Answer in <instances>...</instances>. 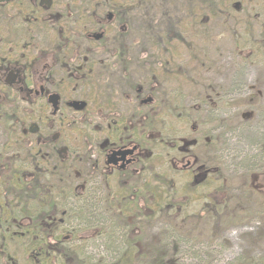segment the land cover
<instances>
[{"label":"rangeland","instance_id":"374dc122","mask_svg":"<svg viewBox=\"0 0 264 264\" xmlns=\"http://www.w3.org/2000/svg\"><path fill=\"white\" fill-rule=\"evenodd\" d=\"M125 4L129 10L130 68L124 85L146 87V96L149 92L154 103L144 109V118L137 119L130 110L127 112L125 103L120 104L123 109L118 114L129 115L126 126L130 129H137V125L149 129L146 139L150 145L145 147V159L151 161L146 169L160 167L161 174L177 188L176 203L188 202L187 211H182L175 223L160 217L147 223L145 216L150 214L145 210L144 200H140L138 209H134L126 222L117 227L114 224V238L106 223L108 219L95 218V214L90 220L83 219L92 211L88 205L83 206L84 198L87 193H93L81 192V187L94 183L89 179L93 176V166L79 163L86 157L93 162L102 160V145L107 142L109 147L115 143L106 135L105 114H101V119L97 118L98 105L94 107V104L99 99L91 84L83 86L80 95L75 97L89 101L82 115L92 123L93 130L89 126L86 130L82 125L66 122L65 127L51 132V135L61 133L64 144L57 146V150L68 149L64 162L58 163L57 158L50 162L44 160L40 147L28 142L31 138L25 142L34 153V160L24 164L25 180L32 182L36 172L34 164L40 165L37 167L47 175L53 173V177L39 179V185L55 188L53 197L59 205L49 219L57 224L54 236L71 237L66 240L67 247L75 250L81 247L78 252L86 253L94 264H113L125 238L145 240L143 243L150 248L162 243L161 248L168 259L171 256L176 264H261L264 261V195L255 191L260 183H252L248 171L254 168H248L250 164L245 156L258 150L255 142L264 139V0H127ZM124 85L120 86L118 94ZM189 96L187 105L180 102H185L184 97ZM170 106H175L177 111H170ZM35 110L37 119V108ZM255 114L262 115L257 121H262L259 128L256 126L260 129L257 133L245 128L258 120ZM207 120L212 122L207 124ZM192 128L196 131L192 132ZM176 133H181L188 142L180 143L187 144L186 158L191 162L184 172L180 167L185 162L169 158L166 159L168 163L163 164L162 156L158 161L151 157L154 140L167 139ZM5 136L2 130L1 150L18 148L15 143L20 144L23 140L19 135L8 139ZM22 148L26 153V147ZM220 149L224 150L223 155ZM239 162L246 169L236 168ZM193 172L199 173L195 183L205 177L214 180L209 181V186L198 185L190 191ZM261 174L264 176L260 173L256 178ZM3 175L7 172L0 173ZM84 175L89 176L84 178ZM61 176L72 179L70 187L74 189L69 199L64 195ZM111 179L114 183L117 178ZM105 186L107 188L99 192L104 199L109 192V185ZM2 195L8 200L5 193ZM7 200H1L5 207ZM35 205L32 203V207ZM172 211L175 210L170 209V214ZM208 211L216 213L207 215ZM96 219L104 222L97 226L93 223ZM29 220L17 223L10 220V224L27 227ZM86 222L90 225L83 226ZM131 226L134 230L128 232ZM105 231L109 232L108 236ZM16 232L21 231L16 229ZM74 232L77 233L73 236ZM5 233L3 229L1 237ZM172 236L176 239H171ZM50 242L53 245L54 240L50 239ZM8 249L11 255L20 257L21 249L17 246L10 248L8 244Z\"/></svg>","mask_w":264,"mask_h":264},{"label":"flooded vegetation","instance_id":"af4514ba","mask_svg":"<svg viewBox=\"0 0 264 264\" xmlns=\"http://www.w3.org/2000/svg\"><path fill=\"white\" fill-rule=\"evenodd\" d=\"M126 2L127 0H0V132L4 131L6 139L17 135L23 138L19 141L20 144L15 143L18 148L14 147L12 150H1L3 146L0 145V162L25 159L33 161L32 148H27L29 146L25 143L29 140L27 138H31L28 142L40 147L44 160L55 161L57 158L58 163L64 162L68 149L61 147L57 150V146L64 144L61 133L51 135V132L60 129L66 122L70 125H82L86 130L89 126L93 130L92 123L86 121L88 119L82 115L89 101L75 97L80 95L83 86L92 84L99 99L94 104V107L98 105L97 118L101 119V114H105L106 135L115 143H111L109 147L107 142L102 145V160L93 162L86 157L83 163H79L93 166V176L89 179H93L94 183L92 186L81 187V192L88 189L96 194L99 201L103 198L99 196V192L107 188L105 185L108 184L107 195L111 194L112 197L105 198V204L98 203V208L95 205L96 209H103V205L106 210L112 209L111 206L117 204L113 196L117 199L118 195L125 193L131 195L130 200L134 201L128 208L134 213L140 200H144L146 210L145 185L153 179L158 205L152 218L155 220L160 217L175 223L182 211H187L188 202L177 204L173 197L169 201L170 204L162 206V202L170 198L167 192L173 189L175 193L172 196H176L177 188L161 174L160 167L146 169L151 161L145 159L146 148L150 145L146 139L149 129L140 128L138 125L137 129H130L126 126L129 115L118 114L123 109L120 104L125 103L127 112L130 110L137 119L144 118V109L154 103L149 92L146 96V87L124 85L130 68V44L127 41L129 10ZM116 72L118 74H115ZM121 85L125 87L118 94ZM50 97H54L52 100L55 107L49 102ZM184 98L185 102L178 100L187 105L190 96ZM75 102L83 103L84 107H72L71 104ZM172 104L174 105V102ZM35 108L38 111L37 119ZM179 109L183 110L182 107ZM171 110L177 111L175 106H170ZM208 122L210 120H207V124ZM32 125H35L33 131L30 130ZM191 130L196 131L195 128ZM185 140L186 137H182L181 133L167 139L154 140V145H151L154 151L151 157L158 161L162 156L163 164L168 163L166 159L169 158L185 162L180 167L181 172H184L191 165L190 160L186 158L188 150L187 144H184L188 142ZM181 142L184 144L181 145ZM213 143L218 141L213 140ZM23 146L27 149L26 153L23 152ZM219 152L223 155L224 150L220 149ZM35 159L39 161L38 158ZM4 172L7 171H3L0 166V173ZM146 174L149 176H145ZM193 174L195 176L192 177L191 183L189 182L190 191L198 185L209 186L210 180H214L205 177L195 183L199 173ZM111 177L117 178L116 182L113 183ZM256 181H261L260 184L264 186L263 175L256 178ZM163 183L170 184V187L164 186ZM262 189L264 191V187ZM148 200L154 201V195L149 194ZM121 201L124 199L121 198ZM170 209L175 211L170 214ZM147 212L152 214L151 210ZM214 212L216 213L208 211L207 215ZM146 222L149 223L150 220ZM63 239L66 241L69 236Z\"/></svg>","mask_w":264,"mask_h":264},{"label":"trees","instance_id":"16d2710c","mask_svg":"<svg viewBox=\"0 0 264 264\" xmlns=\"http://www.w3.org/2000/svg\"><path fill=\"white\" fill-rule=\"evenodd\" d=\"M261 116L262 115H257L258 120H254L253 124H251V127H247L246 125L245 128L254 131V133L260 131V129H257L256 126L258 125L259 128V124L262 121L258 123L257 121L262 119ZM210 122H212V120ZM254 145L258 150H255L254 153L248 154L245 157L247 158L246 161L248 162V164H250L249 166L247 165L248 168H254L253 170L248 171V173H250L249 176H251L252 178V183H260L261 181H255L256 175L264 173V164H261L262 160H264V139L262 141L259 140L258 142H255ZM248 157H250V159H248ZM28 162L29 161H26V159L23 161L18 160L16 162H12L10 160H1L0 162L2 170L7 171L6 176L3 175L0 177V264H94L92 263L93 261L90 257L85 256L87 255L86 253L84 254L83 252H78V250H81V247H78L76 251L73 247H67L68 243L64 241V237L54 236L53 230L57 226V224L51 223L49 219H51V215L53 214L52 212L59 205L58 203H56L53 197L55 188H49L48 186L42 187L39 185V179L43 178V176L44 178L49 176L53 177L51 175L53 173H48L47 175L44 171L40 170L37 167L40 165L34 164V170L36 172L32 177V182H28L27 180H25V175L27 174H25L26 168L24 167V164L27 165ZM235 167L246 169L242 167V164L240 162L236 164ZM13 173H15V176L13 175ZM261 176L262 174L260 175V177ZM61 177L62 178H60V183H63V185L65 186L63 188L65 189L64 195L67 199H69L70 195L72 194L71 190L74 189L70 187L71 183H69L72 179L65 176ZM149 182L150 183H147L145 185L146 210H151L152 214L150 216H145V218H147L146 221L154 218V209L158 205L155 183L153 179H151V181ZM163 185L170 187V184L168 183H163ZM259 185L260 186L255 187V191L260 195H264V191L262 189L264 186L262 184ZM185 191L187 190L185 189ZM3 193L6 194L8 200L7 198H2L4 197L2 195ZM173 193H175V191L173 192V189L167 192V196L170 198H167V200L162 202V206L170 204V199L174 197L172 196ZM149 194L151 196L154 195V201L147 200ZM130 196L131 195L125 193L118 195L117 199L115 198V196H113V199L117 204L111 206L112 209L106 210L103 205V209L98 210L96 209V206L98 208V203L105 204L104 202H106V200L102 198L97 201V196L95 193L91 195L87 193L86 197L84 198L86 200L84 201L83 206L87 207L88 205V208L92 209L93 212H89L87 217H84L83 219L90 220L92 219L91 217L93 216V214H95V218L99 217L98 219L102 220H104V218L108 219L106 220V223L111 227L110 232L111 234H113L112 237L114 238V234H116V230L113 229L114 224H116L117 227L123 221L126 222L129 218V215L133 211L131 209H128L131 204L134 203V201L130 200ZM111 197V194L106 195L107 199H110ZM121 198H123L124 201H121ZM1 200H7L6 207L4 206V204H2ZM32 203L36 205L32 207ZM110 213H114L115 215H110ZM23 219H30L29 226L23 227L20 225H16L15 227L10 224L11 221L17 223L22 221ZM46 219L49 221V223H47ZM98 219L94 220L93 222L96 223L97 226L101 224L100 222H104ZM9 224L12 226H9ZM78 225L81 226V224ZM89 225V222L83 224V226ZM3 229L6 230V233L3 237H1ZM16 229H19L21 232H16ZM133 230L134 227L131 226L128 232H132ZM9 231H12V233H10ZM98 232L99 234H101V230L98 229ZM54 233L56 234L57 232ZM76 233L77 232H74L73 236ZM108 233V231H105V234H107V236ZM70 238L71 237H69L68 240H70ZM170 238L176 239V237L174 236ZM50 239L54 240L53 245L50 242ZM144 241L138 238H125L123 242L124 244H122V247L120 248V252L116 251L117 253H119V255L115 258L113 264H176L174 258H172L171 256H169L168 259L167 254H165V252L163 251V247L161 248V241V245H158V247H153L154 250L153 248H150V246L144 244ZM165 243L167 244L168 242ZM8 244L10 248L12 246H17L19 249H21L20 257H22L20 258L11 255L8 249ZM138 246L140 247V249H138ZM261 264H264V261H262Z\"/></svg>","mask_w":264,"mask_h":264},{"label":"water","instance_id":"95a60500","mask_svg":"<svg viewBox=\"0 0 264 264\" xmlns=\"http://www.w3.org/2000/svg\"><path fill=\"white\" fill-rule=\"evenodd\" d=\"M237 7H238V6L235 5V8H237ZM52 98L54 99V97H50L49 102L51 103V105H52L53 107H55V104H54ZM71 106H72V107H75L76 109H81V108L84 107V104H83V103H77V102H75V103L71 104ZM54 110H55V109H54ZM34 127H35V125H32V127H31L30 130L33 131V130H34V129H33Z\"/></svg>","mask_w":264,"mask_h":264}]
</instances>
